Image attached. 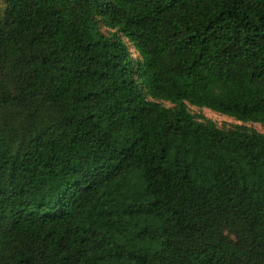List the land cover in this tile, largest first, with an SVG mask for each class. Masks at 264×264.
I'll list each match as a JSON object with an SVG mask.
<instances>
[{
	"label": "trees",
	"instance_id": "obj_1",
	"mask_svg": "<svg viewBox=\"0 0 264 264\" xmlns=\"http://www.w3.org/2000/svg\"><path fill=\"white\" fill-rule=\"evenodd\" d=\"M3 5L0 264H264V0Z\"/></svg>",
	"mask_w": 264,
	"mask_h": 264
},
{
	"label": "rangeland",
	"instance_id": "obj_2",
	"mask_svg": "<svg viewBox=\"0 0 264 264\" xmlns=\"http://www.w3.org/2000/svg\"><path fill=\"white\" fill-rule=\"evenodd\" d=\"M3 3H4V0H0V18L3 15V11H4ZM163 104L168 107L172 106V104L169 102H163ZM189 109L194 114L213 119L218 124V126L223 127V128H230L234 124H243V125L250 127L251 129L264 132V127L259 123H252V122L244 123L241 121H237L234 118L228 117L226 115L214 112L208 108H201V107L194 106V105H189Z\"/></svg>",
	"mask_w": 264,
	"mask_h": 264
}]
</instances>
